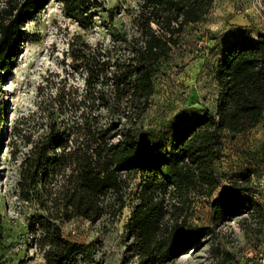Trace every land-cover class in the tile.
<instances>
[{
	"label": "trees",
	"instance_id": "obj_1",
	"mask_svg": "<svg viewBox=\"0 0 264 264\" xmlns=\"http://www.w3.org/2000/svg\"><path fill=\"white\" fill-rule=\"evenodd\" d=\"M50 1L0 0V85L25 40V23ZM55 1L83 27L103 6V0ZM213 2L140 0L136 35L112 33L115 42L128 46V56L101 43L81 42L72 50L76 67L85 72L83 92L75 101L60 95L59 109L69 104L78 115L59 119L51 112L54 117L39 137L27 141L17 165V197L33 208L26 230L44 264L94 263L95 245L65 239L61 224L77 217L97 221L108 195L122 207V192L136 176L141 179L138 201L124 233L141 264H167L241 214L264 225V206L254 197L249 174L235 177L228 191L209 201L210 225L188 219L191 194L211 198L220 186L216 165L223 157V135H242L264 119V31L254 38L237 37L222 48L213 111L178 125L167 141L155 144L140 145L130 126L121 127L135 125L144 114L154 73L185 27L200 22ZM103 110L110 116L107 121ZM3 121L0 103V126ZM224 256L215 264H230L232 256Z\"/></svg>",
	"mask_w": 264,
	"mask_h": 264
},
{
	"label": "rangeland",
	"instance_id": "obj_2",
	"mask_svg": "<svg viewBox=\"0 0 264 264\" xmlns=\"http://www.w3.org/2000/svg\"><path fill=\"white\" fill-rule=\"evenodd\" d=\"M139 1L103 0L91 24L83 27L65 13L59 2L51 0L25 23V40L0 85L4 110L0 126V264H44L26 230L33 208L17 197L18 160L28 149L27 141L36 139L46 129L54 117L51 112L59 119L78 115L69 104L59 109L62 97L70 95L75 101L83 92L85 72L76 67L72 50L80 48L81 42L92 46L101 43L112 50L114 47L120 56H128V46L115 42L112 33H125L127 38L136 35L134 18ZM259 2L214 0L200 22L185 27L167 60L154 73V92L144 114L135 125L123 123L121 127L130 126L140 145L155 144L167 141L178 125L188 123L205 110L213 111L220 52L237 37L254 38L264 31V10H260ZM101 114L104 121L110 118L104 110ZM222 143L223 157L216 165L220 186L211 198L191 194L188 219L192 224L210 225L209 201L228 191L235 177L249 174L257 183L264 176L262 122L234 138L223 135ZM140 183L138 176L129 180L122 192V207L114 195H108L105 212L97 221L77 217L61 224L65 239L95 245V262L78 260L77 264H141L130 252L132 240L124 233L138 201ZM261 203L264 206V199ZM260 253L264 255V225L241 214L167 264H215L228 254L232 256L230 264H263L257 260Z\"/></svg>",
	"mask_w": 264,
	"mask_h": 264
},
{
	"label": "built area",
	"instance_id": "obj_3",
	"mask_svg": "<svg viewBox=\"0 0 264 264\" xmlns=\"http://www.w3.org/2000/svg\"><path fill=\"white\" fill-rule=\"evenodd\" d=\"M259 7L260 10H264V0H260L259 2ZM262 123L264 124V119L262 121ZM253 187L256 190L255 193V198L261 202L264 199V176L257 182V183H253ZM260 263L264 264V255H262L261 253L258 255V259H257Z\"/></svg>",
	"mask_w": 264,
	"mask_h": 264
},
{
	"label": "crops",
	"instance_id": "obj_4",
	"mask_svg": "<svg viewBox=\"0 0 264 264\" xmlns=\"http://www.w3.org/2000/svg\"><path fill=\"white\" fill-rule=\"evenodd\" d=\"M256 127H257V126H256ZM256 127H255V128H256ZM255 128H253V129H255ZM253 129H251V130H253Z\"/></svg>",
	"mask_w": 264,
	"mask_h": 264
},
{
	"label": "water",
	"instance_id": "obj_5",
	"mask_svg": "<svg viewBox=\"0 0 264 264\" xmlns=\"http://www.w3.org/2000/svg\"><path fill=\"white\" fill-rule=\"evenodd\" d=\"M189 251V250H188Z\"/></svg>",
	"mask_w": 264,
	"mask_h": 264
}]
</instances>
